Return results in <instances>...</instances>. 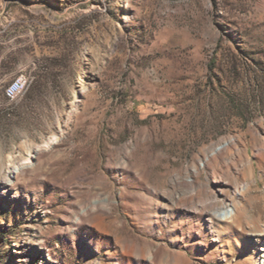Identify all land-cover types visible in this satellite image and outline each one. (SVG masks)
<instances>
[{
    "label": "rangeland",
    "instance_id": "obj_1",
    "mask_svg": "<svg viewBox=\"0 0 264 264\" xmlns=\"http://www.w3.org/2000/svg\"><path fill=\"white\" fill-rule=\"evenodd\" d=\"M8 169L0 264H256L264 0H0Z\"/></svg>",
    "mask_w": 264,
    "mask_h": 264
},
{
    "label": "bare ground",
    "instance_id": "obj_2",
    "mask_svg": "<svg viewBox=\"0 0 264 264\" xmlns=\"http://www.w3.org/2000/svg\"><path fill=\"white\" fill-rule=\"evenodd\" d=\"M18 79V78H17ZM17 79L13 80L8 86H7V89H6V92L7 90L9 89V86L12 84V83H15L17 82ZM20 95V89H12V95H11V98H8L10 100H14L16 99L18 96ZM16 172V170L14 169H11V170H6L5 173L2 171L0 173V188L3 187V183L5 182V179H10V175L14 174ZM211 198V197H210ZM231 202H233V200L231 199H228L226 198L225 200V205L224 206H217L216 203L214 202V199L211 198V199H208L207 201L203 202L201 206H198L196 207L198 209L197 212L199 213H206L208 211H214L215 213H220V210H222L225 206H229L231 204ZM250 231L252 232L253 235L255 236H258L259 234L260 235H263L264 234V225H263V228H261V230H256L255 228L253 227H250ZM257 258L259 259L257 261L256 264H264V243L260 246L258 252H257Z\"/></svg>",
    "mask_w": 264,
    "mask_h": 264
},
{
    "label": "trees",
    "instance_id": "obj_3",
    "mask_svg": "<svg viewBox=\"0 0 264 264\" xmlns=\"http://www.w3.org/2000/svg\"><path fill=\"white\" fill-rule=\"evenodd\" d=\"M57 82L56 76L54 75H49L46 72L41 73V72H36L35 77L32 80V83L30 85V89L28 91V94L31 93L39 84L41 83H49L50 85H53Z\"/></svg>",
    "mask_w": 264,
    "mask_h": 264
},
{
    "label": "built area",
    "instance_id": "obj_4",
    "mask_svg": "<svg viewBox=\"0 0 264 264\" xmlns=\"http://www.w3.org/2000/svg\"><path fill=\"white\" fill-rule=\"evenodd\" d=\"M26 83H27V79L23 76L19 77L17 79V82L15 83H12L10 86H9V89L7 90V92L5 93L6 94V97L7 98H11V95H12V89H20V94L25 91L26 89Z\"/></svg>",
    "mask_w": 264,
    "mask_h": 264
}]
</instances>
